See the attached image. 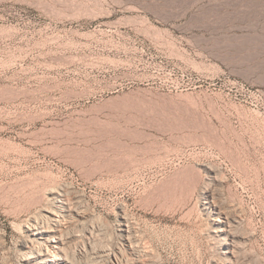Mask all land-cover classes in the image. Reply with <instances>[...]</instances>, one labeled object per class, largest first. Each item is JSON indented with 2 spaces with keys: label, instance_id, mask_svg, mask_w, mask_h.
<instances>
[{
  "label": "rangeland",
  "instance_id": "374dc122",
  "mask_svg": "<svg viewBox=\"0 0 264 264\" xmlns=\"http://www.w3.org/2000/svg\"><path fill=\"white\" fill-rule=\"evenodd\" d=\"M43 209L73 264H264V0H0V264Z\"/></svg>",
  "mask_w": 264,
  "mask_h": 264
},
{
  "label": "bare ground",
  "instance_id": "6f19581e",
  "mask_svg": "<svg viewBox=\"0 0 264 264\" xmlns=\"http://www.w3.org/2000/svg\"><path fill=\"white\" fill-rule=\"evenodd\" d=\"M49 194L53 198H55L57 195V192L51 191ZM58 194H60V193H58ZM60 206H62V205L60 204ZM58 208H59V205H58ZM72 212H70L69 210L64 211V213L67 214V216H68V214L71 216ZM79 214H80V212H79ZM79 214H77V215H79ZM63 217H64L63 215L61 217L58 216L57 213L51 209H45L43 211V213L38 218L33 217L32 219H29V221L27 222V224L24 227L25 228L24 232L26 234V240H25V242L23 241L24 243L22 244L23 248L26 249V252L23 255L24 259L23 258L22 259L26 262V264H73L70 261L69 255L71 254V252L69 253L68 249L71 248L72 245L70 247H69V245H70V243L72 244V241L75 239L76 236L75 237L73 236V232H72V236H71L68 234L71 232H65L64 231V226H63L64 222L62 219ZM71 217L73 219V217H75V215H73ZM65 218H66V216H65ZM71 220H70V222H71ZM74 222H75V220H74ZM131 222H133V221H131ZM131 222L127 219L126 214L123 213L119 216V222L118 223L120 224L121 232H122V235L124 236L125 244L127 246L126 250H128L131 254H133L135 256H139L141 254V249H140L141 246L139 247V245H138L139 240L137 242V240H136L137 236L133 235L134 233H133V227H132ZM25 223H26V221H25ZM67 223H64V224H66V227H67ZM227 224H229V223L227 222ZM136 234H137V232H136ZM73 246H72V248H73ZM234 248H236V247H234ZM72 251L74 253L75 250H72ZM142 252H143V250H142ZM68 253H69V255H68ZM130 253H129V255H130ZM120 254L122 255V252H120ZM230 254L232 255V251H230ZM117 255H115L114 257H115V260L118 261V263H119L121 259L117 260V258H116ZM124 256H123V258H124ZM21 257H22V255H21ZM118 257H119V255H118ZM124 260H127V259H124ZM132 260H133V258H132ZM137 261H138V258H137ZM140 261H141V259H140ZM131 264H133V262Z\"/></svg>",
  "mask_w": 264,
  "mask_h": 264
}]
</instances>
